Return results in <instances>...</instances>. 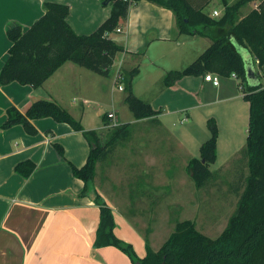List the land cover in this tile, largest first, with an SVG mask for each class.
Instances as JSON below:
<instances>
[{"label": "crops", "instance_id": "0c3cea01", "mask_svg": "<svg viewBox=\"0 0 264 264\" xmlns=\"http://www.w3.org/2000/svg\"><path fill=\"white\" fill-rule=\"evenodd\" d=\"M46 1L70 7L68 23L79 35L93 33L112 12V7L104 5L103 0H0V73L12 46L6 32L8 25L17 23L27 31L44 15ZM188 1L213 18L218 19L224 13L221 0ZM253 4L251 10L258 3ZM215 11L220 15L214 16ZM120 29L112 38L125 51L116 57L108 77L68 62L37 89L18 82L7 85L0 82V264H132L130 258L116 247H94L100 208L95 204L93 195L82 196L84 182L73 174V166L83 167L90 155L91 146L84 134L53 118L32 121L36 134L28 133L22 125L2 129L8 120V108L15 106L25 112L38 100L56 101L79 120L86 131L95 130L101 135L111 123L107 114L115 113L122 125L130 124L133 129L143 123L150 127L149 131L156 134L159 141L164 143L168 139V142H175L188 152L183 142L178 141L169 130V119L177 115L180 116L179 121L186 122L195 114L203 113L211 105L209 99L213 89L217 98L232 94L235 85L231 79L214 86L205 81V76L190 75L171 87L165 86L166 73L191 65L212 43L201 35L180 34L171 10L142 0L131 6L128 18L121 22ZM119 65L125 71L136 67L140 69L133 91L138 98L160 111L156 119L137 120L133 116L128 123L121 121L120 112L127 110L128 106L125 91L118 94L122 95L121 101H115V77ZM255 66L258 70L256 61ZM233 79L239 84L237 78ZM110 93L111 109L106 112L95 107L92 109L94 103L101 107ZM231 98L233 96L230 95L224 100ZM89 107L103 116L100 126L83 123L85 119H91ZM57 145L63 147L64 157L58 152ZM141 146L147 147L146 144ZM153 147L157 149L158 146L154 144ZM23 163L35 165L29 177L17 171ZM22 169L28 171L29 166ZM102 169L103 164L99 163L95 186L113 210L114 233L131 244L137 256L143 259L147 253V235L126 209L135 207L133 209L137 211V207L144 203L141 198H145L146 193L142 194L139 190L133 204L129 195L124 199L127 204L117 203L116 198L105 189L102 179L108 181V178ZM149 177L141 182L151 191L148 194L153 199L152 205L156 206L157 199L162 198L157 191L159 186L154 185L157 176ZM148 237L151 247L159 250L163 244L156 247L151 241L153 234Z\"/></svg>", "mask_w": 264, "mask_h": 264}, {"label": "trees", "instance_id": "16d2710c", "mask_svg": "<svg viewBox=\"0 0 264 264\" xmlns=\"http://www.w3.org/2000/svg\"><path fill=\"white\" fill-rule=\"evenodd\" d=\"M140 1L103 0L104 5L112 7L111 16L89 35H79L70 26L67 4L44 2V15L27 31L17 23L8 25L6 32L12 46L0 73L1 84L18 82L37 89L68 62L101 76H110L116 57L125 51L112 35L128 18L131 6ZM147 1L171 10L180 34L201 35L212 42L191 65L166 73L165 86L171 87L190 75L213 73L229 78L235 74L241 80L238 86L243 98L249 103L246 156L243 155L248 161V175L237 209L221 235L213 239L200 232L195 221H178L159 250H154L148 235L145 236L147 253L143 259L137 256L131 244L115 235L113 210L96 190L95 178L97 165L104 164L118 144L131 137L130 124L118 125L107 141L102 140L99 132L86 131L81 122L58 102L43 99L34 102L25 112L15 106L8 108V120L2 129L22 125L28 133L36 134L32 121L53 118L84 134L91 146L90 155L83 167L73 166V174L84 182L82 196L94 194V202L100 208L94 247H116L130 258L132 264H264V0H221L224 13L218 19L194 7L188 0ZM255 2L258 6L242 17V9ZM238 46L253 54L258 66V86L247 83L245 62ZM123 75L129 111L137 120L156 119L160 111L138 98L133 91L140 69L123 70ZM211 130L212 138L202 145L201 156L192 158L188 164L197 188H202L213 177L210 166L217 160L216 124ZM56 147L64 157L63 147ZM23 166H29L28 171H23ZM34 169L33 163L17 167L25 177H29Z\"/></svg>", "mask_w": 264, "mask_h": 264}, {"label": "rangeland", "instance_id": "374dc122", "mask_svg": "<svg viewBox=\"0 0 264 264\" xmlns=\"http://www.w3.org/2000/svg\"><path fill=\"white\" fill-rule=\"evenodd\" d=\"M253 7V3L249 4L241 13L244 15ZM229 79L235 85L232 94L217 98L213 89L209 99L211 105L203 113H192L194 116L186 122L179 121L180 116L177 115L169 119V130L178 141L183 142L188 152L175 142H168V139L164 143L159 141L157 135L149 131L150 127L142 123L143 125L131 129V137L121 141L110 159L103 164L102 172L108 175V181L102 179L103 184L116 198L117 203L127 204L124 199L129 195L133 204L138 192L146 193V197L141 198L144 203L137 207V211L133 209L135 207H128L126 210L146 235L153 234L151 241L156 247L168 239L178 221L184 220L195 221L200 232L215 239L226 229L237 209L248 175V161L243 155L246 156L249 103L244 100L237 80L232 76L220 77V82ZM115 87V101L120 102L122 95H118L121 94L118 85L115 84ZM111 95L112 93L106 97L101 107H97L96 103L91 105L92 109L95 107L102 112L111 109ZM230 95L233 98L224 100ZM89 110L91 119L85 117L83 123L92 127L100 126L103 116L91 111L90 107ZM120 116L121 121L128 123L133 114L127 109L121 111ZM215 124L218 129V143L217 160L210 166L213 177L202 188H197L188 164L192 158L201 156V147L212 138L211 129ZM109 126L102 135L106 141L114 128ZM142 144L147 147H142ZM154 144L158 146L157 149L153 147ZM150 159L157 160L155 162ZM131 175L133 176L128 180ZM154 175L157 176L154 185L159 186L157 191L162 197L157 199L156 206L152 205L153 199L148 194L151 191L141 182Z\"/></svg>", "mask_w": 264, "mask_h": 264}, {"label": "built area", "instance_id": "2783aa9c", "mask_svg": "<svg viewBox=\"0 0 264 264\" xmlns=\"http://www.w3.org/2000/svg\"><path fill=\"white\" fill-rule=\"evenodd\" d=\"M130 1H132V0H130ZM219 15H220V13L218 11L214 12V16H219ZM120 31H121L120 28L117 29V32H120ZM118 67L119 68L117 70L116 77H115V84L118 85V89L120 91H124V85H123V81H124L123 70L124 69L122 68L121 65H119ZM232 77L237 78L239 80V83L241 82V80L235 74H233ZM205 81L211 82L214 86H219L220 85V76L215 75L213 73H209L205 76ZM263 83H264V79H263ZM107 118L111 121V123L108 124L107 127L110 125L109 127L115 128L118 125H120L118 122V118H117L115 113H108Z\"/></svg>", "mask_w": 264, "mask_h": 264}, {"label": "water", "instance_id": "95a60500", "mask_svg": "<svg viewBox=\"0 0 264 264\" xmlns=\"http://www.w3.org/2000/svg\"><path fill=\"white\" fill-rule=\"evenodd\" d=\"M239 53L241 54L244 62H245V69H246V79L247 83L250 86H258L260 84V80L258 77V70L255 66V60L253 54L244 47H237ZM94 197V194H93Z\"/></svg>", "mask_w": 264, "mask_h": 264}]
</instances>
